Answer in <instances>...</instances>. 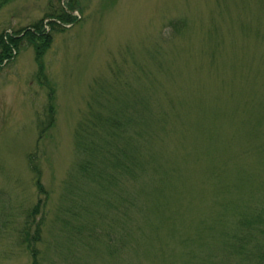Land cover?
Returning <instances> with one entry per match:
<instances>
[{"label": "rangeland", "instance_id": "obj_1", "mask_svg": "<svg viewBox=\"0 0 264 264\" xmlns=\"http://www.w3.org/2000/svg\"><path fill=\"white\" fill-rule=\"evenodd\" d=\"M68 1L15 0L0 11V36L42 23L50 37L25 40L0 68V264H33L23 232L34 220L42 221L39 264H227L224 232L216 239L220 229L211 233L208 223L228 198L240 207L256 201L252 209L264 201V0H72L74 21H56ZM146 91L169 122L153 152L180 175L159 199L169 207L150 211L134 249L113 260L109 241L115 256L131 243L126 237L108 233L95 249L61 234L58 222L73 200L80 214L86 209L72 183L76 131L89 105L116 96L141 102ZM208 241L213 254L203 256Z\"/></svg>", "mask_w": 264, "mask_h": 264}, {"label": "trees", "instance_id": "obj_2", "mask_svg": "<svg viewBox=\"0 0 264 264\" xmlns=\"http://www.w3.org/2000/svg\"><path fill=\"white\" fill-rule=\"evenodd\" d=\"M14 1L0 0V11ZM72 2L69 0L65 3L66 6L56 10L52 17L59 22L70 23L74 21L67 11L68 9L74 10ZM180 26V22L171 24L172 30L177 31V33L182 31ZM34 30L36 32H33ZM42 31L43 24L41 23L34 25L29 31L25 30V34L22 36H20L21 33L0 36V68L14 60V51H17L25 40L32 45H36V40L39 39L48 41L49 34ZM146 93L149 98L147 97L145 101L142 100L141 102L132 98L133 102L125 105L123 100L116 96L107 100L100 99L98 101L95 99L96 105H89L87 114L83 116L76 131L78 158L73 175L76 182L73 181L72 183L75 184L74 188L80 191L79 199L85 197L86 200L81 201L83 203L81 206L86 204L84 206L86 209L83 214H80V201L73 200V207L65 209L61 218L59 217L63 220L64 225L61 226L58 222L59 218L56 221L61 234L70 235L69 238L71 236L72 238L78 237L81 244L85 242L89 247L95 249L94 245H101L100 240L102 238L105 240L104 238L108 233L109 238L113 236L111 233L126 237L131 243H125L124 251L115 256V251L112 250H116L115 241H109L110 244L107 249L109 256H113L111 257L113 260L120 257L126 250L132 251L134 249V242L138 240L141 230L139 224L142 220L147 221L150 211L164 210L166 209L162 207L164 205L169 207V201H162L164 204L159 199L170 197L165 182L174 178L178 179V175H180L178 167L166 160H157V154L153 152L156 145L161 141L162 135L164 136L166 133L169 122L165 115L166 112L163 114L160 112V116L154 112L152 95L148 91ZM149 175L152 176L148 177ZM145 177L150 179V184L142 182ZM70 179H72L71 176ZM158 182L160 185L156 194L143 200L150 195L148 189L152 184L156 185ZM134 185H137L136 192ZM40 187L42 186L40 185ZM85 189H92L93 195L89 194L88 197ZM44 191L46 193L44 203L46 204L49 200V194L46 190ZM114 199L118 202L113 203L112 200ZM225 201L226 203L222 206V213L207 226L211 233L212 231L216 232L218 228L220 229L219 233L216 234L217 236L214 234L216 239H219L224 232L223 240L220 239V241L223 243V250L226 249V253H224L227 257L224 259L225 263L264 264V201L257 200L259 205L256 206V209L248 208L249 205H254L256 201L249 202L244 207H240L241 205L229 198ZM152 202H155L153 206L151 205ZM143 203H145L146 215L138 221L136 215L138 213L142 215ZM38 205L42 207V202L39 201ZM135 206L138 207V211L132 215V208ZM39 210H36L37 214ZM70 215H72V220L66 222V216ZM96 216L101 217L97 223ZM112 216L113 218L116 216V219L112 220ZM133 221H136L138 225L133 226ZM31 223L35 227L33 238H30L29 233ZM31 223L25 227L23 243L33 258V264H39L37 243L41 242L42 221L39 224L35 223V220ZM137 229L138 233L134 239L132 232H136ZM211 244L210 241L206 244L202 242L200 250L206 249L207 246L210 247ZM208 249L211 252H207L203 256L213 254L212 247ZM70 251L71 249H68L66 253ZM191 252L194 251H188L187 255L191 256ZM100 256L103 257V255ZM109 256L105 254L104 258L107 259ZM68 257V255L64 256L65 259ZM130 263H132L131 260L128 264Z\"/></svg>", "mask_w": 264, "mask_h": 264}]
</instances>
